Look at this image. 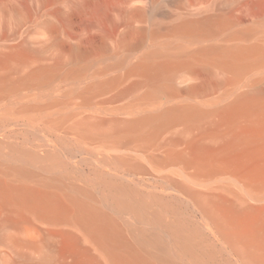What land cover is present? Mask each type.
Wrapping results in <instances>:
<instances>
[{"label":"bare ground","instance_id":"bare-ground-1","mask_svg":"<svg viewBox=\"0 0 264 264\" xmlns=\"http://www.w3.org/2000/svg\"><path fill=\"white\" fill-rule=\"evenodd\" d=\"M79 12L0 33V264H264V0Z\"/></svg>","mask_w":264,"mask_h":264},{"label":"rangeland","instance_id":"rangeland-1","mask_svg":"<svg viewBox=\"0 0 264 264\" xmlns=\"http://www.w3.org/2000/svg\"><path fill=\"white\" fill-rule=\"evenodd\" d=\"M81 0H54L46 4L33 3L28 0H0L6 8L17 7L23 18L16 22L9 15L0 13V33H43L38 24L42 18H51L57 25L56 33H81L86 13H75L74 19L68 22L66 16L71 13L74 3Z\"/></svg>","mask_w":264,"mask_h":264}]
</instances>
